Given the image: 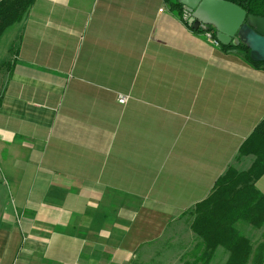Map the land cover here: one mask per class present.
I'll return each mask as SVG.
<instances>
[{
    "label": "crops",
    "instance_id": "0c3cea01",
    "mask_svg": "<svg viewBox=\"0 0 264 264\" xmlns=\"http://www.w3.org/2000/svg\"><path fill=\"white\" fill-rule=\"evenodd\" d=\"M261 120L264 69L164 0H35L0 37V264H193L192 211Z\"/></svg>",
    "mask_w": 264,
    "mask_h": 264
},
{
    "label": "trees",
    "instance_id": "16d2710c",
    "mask_svg": "<svg viewBox=\"0 0 264 264\" xmlns=\"http://www.w3.org/2000/svg\"><path fill=\"white\" fill-rule=\"evenodd\" d=\"M179 17L183 7L177 0H164ZM236 4L253 16L264 17V0H226ZM35 0H0V37L14 23L19 22ZM187 23L186 20H184ZM196 31H212V27ZM225 50L242 52L244 61L255 69H264L263 61L250 58L244 44L227 45ZM252 155L250 167L238 171L232 166L219 176L210 194L198 202L193 211L190 228L198 242L193 247V264H209L217 247L228 253L225 264H262L264 262V231L262 240L255 246L241 231L239 225L253 229H264V193L255 182L264 174V120L258 122L253 131L240 145L238 156Z\"/></svg>",
    "mask_w": 264,
    "mask_h": 264
},
{
    "label": "water",
    "instance_id": "95a60500",
    "mask_svg": "<svg viewBox=\"0 0 264 264\" xmlns=\"http://www.w3.org/2000/svg\"><path fill=\"white\" fill-rule=\"evenodd\" d=\"M194 30L212 27L219 45L244 44L254 61L264 60V17L247 14L226 0H177Z\"/></svg>",
    "mask_w": 264,
    "mask_h": 264
},
{
    "label": "built area",
    "instance_id": "2783aa9c",
    "mask_svg": "<svg viewBox=\"0 0 264 264\" xmlns=\"http://www.w3.org/2000/svg\"><path fill=\"white\" fill-rule=\"evenodd\" d=\"M207 35L208 38H210L213 43L215 45H219V43L217 42V40L215 39V37L212 36V31H204ZM117 101L120 103V104H124L126 101H127V98L123 95H118L117 97Z\"/></svg>",
    "mask_w": 264,
    "mask_h": 264
},
{
    "label": "rangeland",
    "instance_id": "374dc122",
    "mask_svg": "<svg viewBox=\"0 0 264 264\" xmlns=\"http://www.w3.org/2000/svg\"><path fill=\"white\" fill-rule=\"evenodd\" d=\"M241 54H242V52H241ZM242 55H243V54H242ZM245 233H246V231L244 230V235H245ZM215 262H218L217 264H220V260L215 261Z\"/></svg>",
    "mask_w": 264,
    "mask_h": 264
}]
</instances>
